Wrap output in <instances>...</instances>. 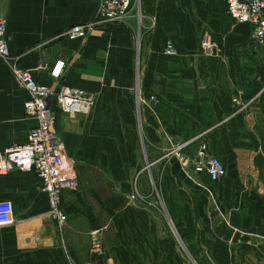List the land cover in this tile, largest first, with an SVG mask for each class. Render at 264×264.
I'll list each match as a JSON object with an SVG mask.
<instances>
[{"label": "crops", "instance_id": "crops-1", "mask_svg": "<svg viewBox=\"0 0 264 264\" xmlns=\"http://www.w3.org/2000/svg\"><path fill=\"white\" fill-rule=\"evenodd\" d=\"M99 1L0 2L12 62L50 85L63 59L62 83L96 97L75 116L52 104L76 174L64 225L35 171L0 174L15 217L0 227V264H264V46L253 27L235 23L227 0H134L125 21L59 36L93 21ZM28 98L0 57V150L36 125ZM178 146L187 166L169 153ZM202 149L225 164L220 180L195 169Z\"/></svg>", "mask_w": 264, "mask_h": 264}, {"label": "built area", "instance_id": "built-area-1", "mask_svg": "<svg viewBox=\"0 0 264 264\" xmlns=\"http://www.w3.org/2000/svg\"><path fill=\"white\" fill-rule=\"evenodd\" d=\"M10 0H0V2ZM134 0H100L97 13L89 23H77L61 33L59 36L69 38H86L91 30L103 24L125 21L132 13ZM227 9L236 24H249L253 27L256 43L264 46V0H227ZM165 52L172 54L174 46L167 41ZM0 57L11 64L12 72L19 85L26 89L29 98L25 102V113L37 121L26 136V140L14 143L0 150V174L13 170L35 171L42 191L50 205V214L60 225L67 222V215L62 209V194L65 188L76 185L74 164L67 160L64 145L55 129L56 114L52 108L56 100L61 111L69 116L87 113L95 102V94L80 88L66 86L62 83L65 71V61L58 59L49 68L53 79L52 84L39 83L34 77L32 69H25L12 62L9 36L7 34V20L0 13ZM151 99L157 100L152 95ZM140 100H142L140 98ZM238 104L239 98L234 99ZM245 107L242 104L238 111ZM183 146H178L169 153H175L183 166L190 161L182 154ZM197 171L206 172L214 181L226 175L223 161L216 155L202 149L194 161ZM133 198L135 195L132 196ZM13 205L10 200H0V227L15 222Z\"/></svg>", "mask_w": 264, "mask_h": 264}]
</instances>
